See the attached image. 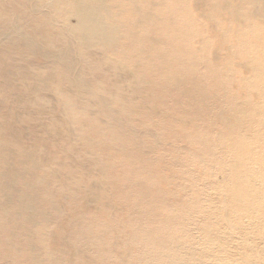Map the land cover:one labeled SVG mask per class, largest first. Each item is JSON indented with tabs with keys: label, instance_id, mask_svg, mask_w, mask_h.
<instances>
[{
	"label": "bare ground",
	"instance_id": "1",
	"mask_svg": "<svg viewBox=\"0 0 264 264\" xmlns=\"http://www.w3.org/2000/svg\"><path fill=\"white\" fill-rule=\"evenodd\" d=\"M0 264H264V0H0Z\"/></svg>",
	"mask_w": 264,
	"mask_h": 264
}]
</instances>
